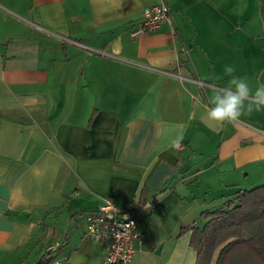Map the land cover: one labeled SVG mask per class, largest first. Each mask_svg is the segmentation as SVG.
<instances>
[{"label":"crops","instance_id":"1","mask_svg":"<svg viewBox=\"0 0 264 264\" xmlns=\"http://www.w3.org/2000/svg\"><path fill=\"white\" fill-rule=\"evenodd\" d=\"M160 3L171 23L133 37ZM226 66L264 83V0H0V264L57 242L52 262L102 264L104 199L138 216L132 264H195L180 229L264 184V110L207 119Z\"/></svg>","mask_w":264,"mask_h":264},{"label":"trees","instance_id":"2","mask_svg":"<svg viewBox=\"0 0 264 264\" xmlns=\"http://www.w3.org/2000/svg\"><path fill=\"white\" fill-rule=\"evenodd\" d=\"M164 189L162 190V192ZM216 211H203L190 232L195 264H264V184L239 190ZM45 252L37 264H51Z\"/></svg>","mask_w":264,"mask_h":264},{"label":"built area","instance_id":"3","mask_svg":"<svg viewBox=\"0 0 264 264\" xmlns=\"http://www.w3.org/2000/svg\"><path fill=\"white\" fill-rule=\"evenodd\" d=\"M162 22L171 23L165 4L152 5L145 8L141 19L132 28L131 35L138 36L152 33L158 29ZM101 55H104L101 52ZM182 151L183 146H172ZM84 238L93 243L104 242V258L102 264H132L136 247L143 242L144 234L138 229V216L127 210L120 209L110 199H104L100 206L85 213ZM60 244L47 247L46 251L56 250ZM51 264H62L57 260Z\"/></svg>","mask_w":264,"mask_h":264},{"label":"clouds","instance_id":"4","mask_svg":"<svg viewBox=\"0 0 264 264\" xmlns=\"http://www.w3.org/2000/svg\"><path fill=\"white\" fill-rule=\"evenodd\" d=\"M233 66H226L224 74L231 77L224 87L215 89L207 107V119L220 125L236 124L242 116L264 110V83L253 90L247 77H236ZM183 135H178L172 144L179 146ZM150 207V205H149Z\"/></svg>","mask_w":264,"mask_h":264},{"label":"rangeland","instance_id":"5","mask_svg":"<svg viewBox=\"0 0 264 264\" xmlns=\"http://www.w3.org/2000/svg\"><path fill=\"white\" fill-rule=\"evenodd\" d=\"M261 184H262V182H260ZM259 182H256V183H254V184H252L251 186H248V185H245L244 186V189H250V187H255V186H258V185H261ZM225 205L223 204L222 206H221V208L222 207H224Z\"/></svg>","mask_w":264,"mask_h":264},{"label":"water","instance_id":"6","mask_svg":"<svg viewBox=\"0 0 264 264\" xmlns=\"http://www.w3.org/2000/svg\"><path fill=\"white\" fill-rule=\"evenodd\" d=\"M169 13V12H168ZM170 15V14H169Z\"/></svg>","mask_w":264,"mask_h":264}]
</instances>
